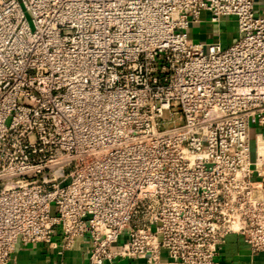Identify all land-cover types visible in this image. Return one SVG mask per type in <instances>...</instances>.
<instances>
[{
    "label": "built area",
    "instance_id": "2783aa9c",
    "mask_svg": "<svg viewBox=\"0 0 264 264\" xmlns=\"http://www.w3.org/2000/svg\"><path fill=\"white\" fill-rule=\"evenodd\" d=\"M202 13L234 18L237 40L194 43ZM253 126L255 0H0V264L19 244L63 253L84 238L86 264H160L163 251L219 264L230 234L263 252Z\"/></svg>",
    "mask_w": 264,
    "mask_h": 264
},
{
    "label": "crops",
    "instance_id": "0c3cea01",
    "mask_svg": "<svg viewBox=\"0 0 264 264\" xmlns=\"http://www.w3.org/2000/svg\"><path fill=\"white\" fill-rule=\"evenodd\" d=\"M257 14L264 16V0H255ZM189 38L196 44L207 46L220 42L224 48L230 47L238 38L237 24L234 18H222L220 23H213L207 13H202L199 22H192ZM262 135L264 126H253L251 137ZM121 238V243L125 241ZM54 240L60 245L62 236L57 233ZM89 254L87 238L77 240L75 246L61 253V249H52L45 244H19L12 255L10 264H86ZM219 264H264V251L255 253L237 234L226 237L222 251L217 257ZM120 264H150L147 259H123ZM160 264H174L166 251L162 252Z\"/></svg>",
    "mask_w": 264,
    "mask_h": 264
},
{
    "label": "rangeland",
    "instance_id": "374dc122",
    "mask_svg": "<svg viewBox=\"0 0 264 264\" xmlns=\"http://www.w3.org/2000/svg\"><path fill=\"white\" fill-rule=\"evenodd\" d=\"M180 116L177 117V124H180L178 119ZM252 150H251V159L254 161L255 159V142H254V135L252 136ZM53 214H55V210L53 211Z\"/></svg>",
    "mask_w": 264,
    "mask_h": 264
}]
</instances>
